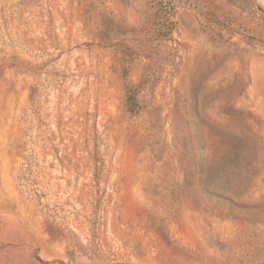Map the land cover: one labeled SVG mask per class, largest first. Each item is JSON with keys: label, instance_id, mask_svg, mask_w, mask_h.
Here are the masks:
<instances>
[{"label": "rangeland", "instance_id": "374dc122", "mask_svg": "<svg viewBox=\"0 0 264 264\" xmlns=\"http://www.w3.org/2000/svg\"><path fill=\"white\" fill-rule=\"evenodd\" d=\"M0 264H264V0H0Z\"/></svg>", "mask_w": 264, "mask_h": 264}]
</instances>
